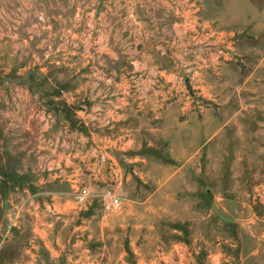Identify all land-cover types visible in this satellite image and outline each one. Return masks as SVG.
I'll return each instance as SVG.
<instances>
[{
    "label": "rangeland",
    "instance_id": "374dc122",
    "mask_svg": "<svg viewBox=\"0 0 264 264\" xmlns=\"http://www.w3.org/2000/svg\"><path fill=\"white\" fill-rule=\"evenodd\" d=\"M263 73L264 0H0V264H241L230 245L264 237ZM238 112L232 169H180L177 120L206 140Z\"/></svg>",
    "mask_w": 264,
    "mask_h": 264
},
{
    "label": "crops",
    "instance_id": "0c3cea01",
    "mask_svg": "<svg viewBox=\"0 0 264 264\" xmlns=\"http://www.w3.org/2000/svg\"><path fill=\"white\" fill-rule=\"evenodd\" d=\"M264 76V73H263ZM152 99L148 101V104L146 105L147 110L144 111L143 117H146L147 121H150L153 119V117L156 119H161V123L163 125H166V122L168 121V113H170L172 109V105H165V103L156 104V101L154 100L152 103ZM164 105L166 106L164 108ZM162 108V110H159L158 116L156 115V110ZM152 110L154 113L151 114ZM140 111V110H139ZM213 121H216L217 123H221L215 131H211L206 138V140L203 139V133H199L197 129H193L191 126V123L193 122L191 117H183L182 120H177L178 128H179V134L181 137V141L185 142L186 144L189 142V140H195V149L193 151L187 152L186 155L187 158L182 160L180 162V169H191V166L195 164V170L199 173V181H204L205 177L203 175V171L210 168L212 171L219 172L220 170H230L232 169L230 165L235 164V156L236 154H247V114H242L240 112L234 113V114H228V115H222L218 116L213 119ZM133 137H135V143L138 141L139 144V136L137 137L135 134H133ZM185 140V141H183ZM187 140V141H186ZM242 144L241 149H237V146L239 144ZM135 146H138L137 144ZM191 147V145H189ZM215 146V153L218 155L217 158L212 159L211 162H207L206 153L209 150V148ZM134 156H137L134 161V170L135 173L137 170L138 165H142L145 168H148V162H146V157L143 154V157H141V154H135ZM222 156V157H220ZM178 163L179 160L177 158H174ZM141 161V162H139ZM246 162V160H244ZM124 167V166H123ZM124 169V168H123ZM120 170V168H119ZM121 171V170H120ZM123 173V172H121ZM125 173H127L125 171ZM124 174V173H123ZM198 176V175H197ZM125 177V175H124ZM129 177H127V180ZM101 184V183H100ZM209 189V188H208ZM211 191V189H210ZM246 232V230H245ZM258 242L255 241L251 244H247L246 242H241L240 244H231L230 246L233 249H236L238 247L240 251L239 255V261L241 264H264V237L258 238ZM231 248V249H232ZM211 262L213 264H221L223 263L222 260L224 256L222 254L211 256ZM219 257V260L217 259ZM222 260H221V259ZM218 262H217V260ZM231 259V258H229Z\"/></svg>",
    "mask_w": 264,
    "mask_h": 264
},
{
    "label": "built area",
    "instance_id": "2783aa9c",
    "mask_svg": "<svg viewBox=\"0 0 264 264\" xmlns=\"http://www.w3.org/2000/svg\"><path fill=\"white\" fill-rule=\"evenodd\" d=\"M108 168L113 169V164L108 165ZM79 193L82 199H85V197L88 195V192L86 189L80 190ZM121 205H122V202L116 194L107 193L103 198V207L106 211L116 210L120 208Z\"/></svg>",
    "mask_w": 264,
    "mask_h": 264
}]
</instances>
